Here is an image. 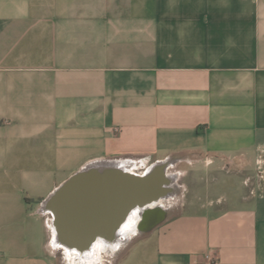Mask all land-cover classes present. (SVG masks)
I'll return each mask as SVG.
<instances>
[{"label":"crops","instance_id":"obj_1","mask_svg":"<svg viewBox=\"0 0 264 264\" xmlns=\"http://www.w3.org/2000/svg\"><path fill=\"white\" fill-rule=\"evenodd\" d=\"M139 156L174 195L94 264H264V0H0V264H56L42 201Z\"/></svg>","mask_w":264,"mask_h":264},{"label":"water","instance_id":"obj_2","mask_svg":"<svg viewBox=\"0 0 264 264\" xmlns=\"http://www.w3.org/2000/svg\"><path fill=\"white\" fill-rule=\"evenodd\" d=\"M166 167L157 161L148 171L136 173L117 162L84 165L42 201V209L52 215L57 243L83 252L97 239L113 242L134 210L140 212L138 230L156 226L165 216L157 203L171 193Z\"/></svg>","mask_w":264,"mask_h":264},{"label":"rangeland","instance_id":"obj_3","mask_svg":"<svg viewBox=\"0 0 264 264\" xmlns=\"http://www.w3.org/2000/svg\"><path fill=\"white\" fill-rule=\"evenodd\" d=\"M135 160H137V167L138 170L143 173L144 172V165H150V161L146 159L145 161V158L143 157H137L135 158ZM149 161V162H148ZM179 169V167L177 165H175L174 167H172L170 169V171H173V172H176L177 170ZM143 171V172H142ZM179 183L180 180L178 181ZM182 187H179V192H178V195L174 198L173 200V204L175 203V206L171 207L170 211L171 210H176L178 208L181 207V203L179 202L178 203V199H182ZM171 203V205H172ZM172 212V211H171ZM43 218H44V221H45V227H46V230H47V233H48V243H49V252L52 254L53 258L56 260V264H65V260H67V256L64 252V247L59 245V246H55L53 245L52 241L54 239V230H53V226H52V220H50L48 218V215L47 214H44L43 215ZM53 230V231H51ZM137 233V234H136ZM147 232H142L140 230H135L129 237V239L121 244L120 246H118L117 250L114 251L113 254H105L102 256L103 259H106V260H111L113 258H123L125 257V259L127 260H141L142 257L141 255H139V252L136 251L137 248H138V245H143V243L145 242V237L147 236ZM134 235V236H132ZM132 236V237H131ZM152 241L148 239V242L147 243H151ZM52 244V245H51ZM55 247V248H54ZM117 254V255H116Z\"/></svg>","mask_w":264,"mask_h":264},{"label":"bare ground","instance_id":"obj_4","mask_svg":"<svg viewBox=\"0 0 264 264\" xmlns=\"http://www.w3.org/2000/svg\"><path fill=\"white\" fill-rule=\"evenodd\" d=\"M150 167H148L146 171H148L150 169ZM169 176H172L171 179L174 177L173 174L172 175L169 174ZM173 195H174V193H171V194L167 195L166 197L173 196ZM164 199L159 200V202L157 203V205L161 206L163 209L168 206L167 204L163 203ZM139 218H140V212L138 210L132 211L129 214V216L127 217L126 221L121 226L120 233L118 234L116 240H114L113 242H104L101 239H97L91 245L90 249H88L86 251H83V252H78V251H75V250H71L68 247H64L65 248L64 252H65L67 258L72 259L73 262H80L82 264H94L98 260L102 259L103 255H105V254H113L114 251L117 250L118 246H120L121 244L125 243L129 239L130 235L135 230H137V223H138ZM51 231H53V230H51ZM132 236H134V235H132ZM52 243L55 246H59L60 245V244L57 243L55 238L53 239Z\"/></svg>","mask_w":264,"mask_h":264},{"label":"built area","instance_id":"obj_5","mask_svg":"<svg viewBox=\"0 0 264 264\" xmlns=\"http://www.w3.org/2000/svg\"><path fill=\"white\" fill-rule=\"evenodd\" d=\"M138 168L139 167H137V166H135L133 169H130V171H132V172H136V173H141L139 170H138ZM147 168H148V166H146V167H144V172L147 170ZM143 172V171H142ZM205 257H206V260L208 261V262H212L214 259H215V256L213 255V254H211V253H207L206 255H205Z\"/></svg>","mask_w":264,"mask_h":264},{"label":"flooded vegetation","instance_id":"obj_6","mask_svg":"<svg viewBox=\"0 0 264 264\" xmlns=\"http://www.w3.org/2000/svg\"><path fill=\"white\" fill-rule=\"evenodd\" d=\"M154 227H155V226H154ZM154 227H153V228H154ZM153 228H151L150 230H152ZM148 231H149V230H148ZM142 232H147V231H142Z\"/></svg>","mask_w":264,"mask_h":264}]
</instances>
